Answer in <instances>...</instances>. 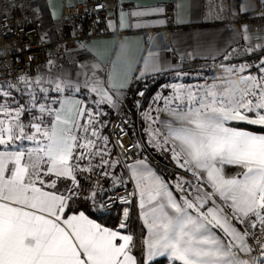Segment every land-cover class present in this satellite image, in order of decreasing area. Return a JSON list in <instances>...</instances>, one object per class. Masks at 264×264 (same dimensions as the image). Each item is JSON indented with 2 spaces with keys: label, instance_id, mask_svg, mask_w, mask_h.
Segmentation results:
<instances>
[{
  "label": "snow or ice",
  "instance_id": "1",
  "mask_svg": "<svg viewBox=\"0 0 264 264\" xmlns=\"http://www.w3.org/2000/svg\"><path fill=\"white\" fill-rule=\"evenodd\" d=\"M165 10L158 4L122 11L121 25L127 15ZM241 11L247 6L241 5ZM242 27L248 42L244 54L264 53V30L252 43L248 25ZM152 56L145 58L136 79L168 71ZM257 59L255 64L221 65L239 75L243 87L226 77L166 85L170 94L158 93L144 114L148 145L170 153L195 183L179 175L166 181L146 157L124 165L128 180L110 171L121 156L128 159L129 151L121 128L113 146L122 151L111 159L110 139L103 134L107 122L101 117L107 113L100 106L118 110L128 86L115 62L107 79L92 65L75 78L62 72L0 84V264H153L157 258L169 264H264V56ZM253 68L255 74L249 71ZM170 69L177 79L187 75L180 65ZM217 81L227 85L223 92ZM85 90L95 94V108L77 98ZM157 103L162 107L153 108ZM143 146L138 141L131 149ZM93 175L111 176L113 188L130 181L133 190L105 200L108 190L92 182ZM83 181L90 182L83 200L96 211L114 200L130 205L133 197L138 199L141 259L133 254L137 241L128 231V207L119 225L110 228L73 206Z\"/></svg>",
  "mask_w": 264,
  "mask_h": 264
},
{
  "label": "crops",
  "instance_id": "2",
  "mask_svg": "<svg viewBox=\"0 0 264 264\" xmlns=\"http://www.w3.org/2000/svg\"><path fill=\"white\" fill-rule=\"evenodd\" d=\"M33 1L39 12L40 26L44 35L49 40L57 39L60 35L61 28L62 0ZM117 1V19L114 23L110 24V29L112 31L126 32L127 34L124 35L122 39H118L115 36H108L96 39L88 44L79 45L72 50H65L52 63L50 71L45 77L66 72L75 78L77 72H87L90 71L92 65H98V74L107 79L108 73L113 70L112 64L115 62L118 70L121 72V79L128 85L123 90L124 95L120 98L121 101L124 99L128 89L135 80H146L153 77L152 74H149L144 78L136 79V77L139 76V69L143 67L144 60L148 58L149 53L153 54V60L162 62L163 66L168 69V71L157 74L155 77L161 75L175 76V73L170 69V66L175 65H180L182 71L185 72L186 66H197L200 62L215 64L219 61H233L235 63H245L247 62L245 58L250 54H244V49L248 42L243 39L242 26L245 24L248 25L249 34L253 36L252 43L259 42L255 37L264 30V20L260 22V29L258 31H254L253 24L250 22L238 24L227 23L229 15L241 17L264 10V3H262V0ZM167 3L172 4L174 7L175 17L173 24L176 27L170 30V38L167 41L160 34H156L152 38H150L148 34V31L164 26V23H154V21L157 20H164L163 14L149 15L146 17H133L127 15L124 18V25H121L122 11L124 13H131L138 9L142 10L144 8L155 7L158 4L165 5ZM177 5H179V7H177ZM241 5H246L248 11L242 12ZM138 22L148 23L146 26L136 27L135 25ZM238 52L240 53L239 55H237ZM229 54H231L230 58L225 60V56H229ZM80 55L83 57L81 58ZM182 56L184 57L183 60H181ZM82 65L84 66L83 68L81 67ZM129 80H131L130 84H128ZM85 92L88 94H85ZM18 95L20 96V93H18ZM94 96V93H89L87 90H85L82 95L77 94L78 99L85 101L87 97L93 98ZM157 107H162V103L154 104L153 108ZM155 114V112L152 113V115ZM161 118H164L163 113H161ZM153 127H156V125H153ZM242 127L250 126L243 125ZM143 148L139 149V151L142 152ZM149 148L153 147L149 145ZM156 152L168 155L171 162H173L175 167L180 171V174H186L184 170L177 167L170 153L157 150ZM139 159L143 158L140 157ZM147 163L152 167L149 162ZM187 174L191 176L190 173ZM131 184L133 185L132 182ZM134 206L138 216L139 235L141 236L142 222L139 219L138 199H136ZM96 221L101 223L98 220ZM121 231L125 232L123 230ZM140 236L138 240L135 238L137 241V248L133 250V254L137 256L138 260L141 259L139 250ZM160 261H163L162 264H169L166 258H157L153 264Z\"/></svg>",
  "mask_w": 264,
  "mask_h": 264
},
{
  "label": "built area",
  "instance_id": "3",
  "mask_svg": "<svg viewBox=\"0 0 264 264\" xmlns=\"http://www.w3.org/2000/svg\"><path fill=\"white\" fill-rule=\"evenodd\" d=\"M62 17L60 35L55 40H49L44 35L33 0H0V84H17L18 77L27 76L35 79L37 76H46L52 63L65 50H72L82 44H88L96 39L115 36L122 39L126 32L112 31L110 24L114 23L118 14L117 0H62ZM163 13L164 26L148 31L150 38L160 34L167 41L170 38V30L176 28L173 24L175 10L172 4L165 5ZM260 13L264 10L246 16L229 15L228 24L250 22L254 31L260 29V22L264 20ZM51 61V63H49ZM23 87V85H20ZM124 100L120 101L118 110L113 109L112 119L109 124L108 136L113 157L122 151L114 147L120 129L123 128L126 135L121 137L123 144L129 148L128 159L120 157V163L110 171L115 174L119 168V176L128 180L127 169L124 165L130 164L140 158V151L131 149L136 141L132 138L129 128L133 125V116L124 111ZM139 152V155L136 153ZM111 159H113L111 157ZM105 179L111 176H104ZM102 186V185H101ZM133 185L129 181L125 186L111 188L106 192L104 199L115 194L124 195L131 192ZM133 197L132 204L124 205L119 200L109 202L104 210L115 206H121V219H123L124 207L129 208V219L132 206L136 201ZM128 219V224H129ZM126 231V230H123Z\"/></svg>",
  "mask_w": 264,
  "mask_h": 264
},
{
  "label": "trees",
  "instance_id": "4",
  "mask_svg": "<svg viewBox=\"0 0 264 264\" xmlns=\"http://www.w3.org/2000/svg\"><path fill=\"white\" fill-rule=\"evenodd\" d=\"M264 56V53L260 51H256L250 55H248L245 60L250 63H256L258 62V57ZM82 58L83 56L80 55ZM87 57V56H86ZM212 63H205L200 62L198 66L203 67L205 65L211 66ZM213 65V64H212ZM197 66H186V71L184 73H194ZM204 71V70H203ZM219 71L216 70V72H213V76H216V74ZM207 75H211V72H205ZM172 76H158L155 78H149L146 80H135L130 88L127 91V94L125 96L124 100V111L130 113L133 116L134 122L133 125L129 128L130 134L132 138L136 142H142L143 143V150L140 152V157L143 159L146 157L147 162H149L152 167L155 169L156 172H158L166 181H175L177 176L184 177L186 180H191L193 183H195V179L188 175L187 173L185 175L180 174V171L175 167L173 162L169 159L168 155L162 154L159 152H156L155 149L149 148V145L147 143L148 136L145 132L146 125L144 123L142 113L146 108L149 107V104L151 102V98L153 95L159 91L162 84L169 82L171 80ZM224 87H221L220 91H222ZM140 92H144L145 94L143 96L139 95ZM15 95L18 96L17 99L20 98L18 93L15 92ZM139 102V103H137ZM113 114V113H112ZM111 114V115H112ZM112 119V116H111ZM111 121V120H110ZM110 124V123H109ZM243 126V125H241ZM109 132V129H108ZM119 168L116 169L115 174L116 176H119ZM99 181V184L102 185V187L109 192V190L112 187V179L108 178L105 179L104 176H92V182ZM83 188L81 190V198L77 201L75 205H73L75 208H77L80 211H85L87 215H90V217L98 220L102 224L109 226V227H117L120 223V217L122 212L121 206H115L112 208H109L107 211H96L92 209L91 201H85L83 200V197L88 195V189H89V181H83ZM129 227L128 231H132L135 233V238L138 240L139 238V230H138V216L135 209V206H132L131 212H130V219H129ZM163 261H160L156 264H162Z\"/></svg>",
  "mask_w": 264,
  "mask_h": 264
},
{
  "label": "rangeland",
  "instance_id": "5",
  "mask_svg": "<svg viewBox=\"0 0 264 264\" xmlns=\"http://www.w3.org/2000/svg\"><path fill=\"white\" fill-rule=\"evenodd\" d=\"M256 63H258V62H256ZM212 64H211V66L205 65L203 67H200V66L197 65L196 70H195L194 73H189V74L186 73L187 75H184V76H182L179 79H177L176 76H172V78H171V80L169 82H166V83H164V84L161 85L159 91H157L153 95V97H155L158 93H163L165 96L169 95L170 94V88H166L165 87L166 85H171V84L197 85V84H204L205 82L212 83L213 82V79L215 77H222V78L223 77H226L229 80H235L240 87H243L244 86L240 82V76L239 75H234V74H231V73H226L224 71V68L221 67V65H225V66H227V65H239V64H242V63H235L233 61L232 62L231 61H229V62L228 61H219L218 63H215V64L212 63ZM250 64H255V63L250 62ZM216 70H218L219 72L216 74V76H213V74H214L213 72H216ZM207 71L208 72H211L210 73L211 75H207L205 73ZM249 71H251L253 74L256 73L255 68L250 69ZM247 74H248V71H246L244 73V75H247ZM217 84H218V91L219 92H223V90H224L223 89L222 91H220L221 87H224V88L227 87V85L226 84H223L221 81H217ZM85 94H88V93L85 92ZM153 97L151 98L150 104H152ZM86 103L91 108H95L96 107V105L93 102V98L87 97ZM153 106H154V104H153ZM100 108H101V110L104 113H107L106 115H104L103 117H101V119L107 122V127L103 129V134L104 135H108L109 123H110V120H111V116L113 115L112 114L113 113V109L110 108V107H108V106H106V105H101ZM148 108H146L144 110V112L142 113V117H143L144 123L146 125V128H148V123L145 121L144 114L146 112H148ZM109 148H110V143H109ZM111 157L113 159H115V157H113V155Z\"/></svg>",
  "mask_w": 264,
  "mask_h": 264
}]
</instances>
